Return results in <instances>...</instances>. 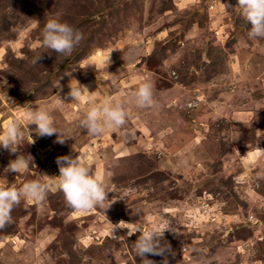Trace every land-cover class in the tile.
<instances>
[{
    "label": "rangeland",
    "instance_id": "374dc122",
    "mask_svg": "<svg viewBox=\"0 0 264 264\" xmlns=\"http://www.w3.org/2000/svg\"><path fill=\"white\" fill-rule=\"evenodd\" d=\"M237 2L0 0V125L26 124V107L39 105L70 137L56 143L28 125L30 143L25 127L28 167L17 174L5 170L16 154L0 149V183L49 185L0 229V264H140L136 226L172 230L161 241L171 251L147 257L155 264H264V38H249ZM53 16L84 39L33 64ZM141 77L155 100L143 109L133 99ZM75 80L97 103L124 101L123 130L80 127L88 97L72 101ZM65 155L99 175L102 207L66 204L56 178Z\"/></svg>",
    "mask_w": 264,
    "mask_h": 264
},
{
    "label": "clouds",
    "instance_id": "9594fccd",
    "mask_svg": "<svg viewBox=\"0 0 264 264\" xmlns=\"http://www.w3.org/2000/svg\"><path fill=\"white\" fill-rule=\"evenodd\" d=\"M237 5L243 20L247 25H251L248 31L249 38H264V0H238ZM40 38V47L45 51L34 56L33 64H37L42 53L49 50L64 57L70 56L84 39L81 32L55 16L46 19L41 29ZM109 62L108 57L107 65ZM134 86L133 99L138 108L143 109L155 104L154 86L150 78L141 77ZM69 88L68 95L72 97V101L80 103L83 97L86 95L88 97L79 124L81 128L87 130L90 136L102 135L106 129L117 131L124 129L128 114L124 101L119 96H112L97 103L91 97L92 92H89L87 87L80 85L78 81L75 85L70 83ZM60 100L64 102L61 98ZM63 108L64 103L57 105L58 110L62 111ZM25 112L26 124H22L16 119H8L3 125H0V149L8 151L10 154H16V158L11 159L5 168L7 173L17 174L28 167V160L20 151L25 127L31 137L30 143H35L30 135L28 125H35L34 131L37 137L55 135L56 143L63 144L70 138L57 127L54 117L45 108L39 105L35 108L28 105ZM121 134L123 135L124 132L121 131ZM56 163L59 167V175L56 176L58 190L63 193L69 207L74 210L87 211L94 207H102L108 200L109 191L106 190L99 175L95 174L91 166L82 162L78 156H60L57 157ZM48 191V183L36 179L28 180L19 187L14 184L0 183V229L11 222L12 211L21 203L22 199L26 202L39 204L46 199ZM165 230L171 229L160 227L143 230L139 226L128 229L129 236L139 233L133 247L137 257L140 258V264H155L153 260L147 258L149 255H164L166 251H171L167 241L161 243ZM164 264H167L166 260Z\"/></svg>",
    "mask_w": 264,
    "mask_h": 264
}]
</instances>
